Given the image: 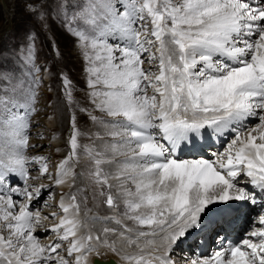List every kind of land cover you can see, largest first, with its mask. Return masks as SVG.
Listing matches in <instances>:
<instances>
[{"label": "snow or ice", "instance_id": "snow-or-ice-1", "mask_svg": "<svg viewBox=\"0 0 264 264\" xmlns=\"http://www.w3.org/2000/svg\"><path fill=\"white\" fill-rule=\"evenodd\" d=\"M24 7L36 36L55 19L75 38L84 107L57 76L91 126L72 111L63 157L30 154L47 69L34 41H0V264H264V0ZM226 135L214 159L179 155Z\"/></svg>", "mask_w": 264, "mask_h": 264}, {"label": "rangeland", "instance_id": "rangeland-1", "mask_svg": "<svg viewBox=\"0 0 264 264\" xmlns=\"http://www.w3.org/2000/svg\"><path fill=\"white\" fill-rule=\"evenodd\" d=\"M24 3L25 0L0 1V41L6 48L18 51L21 55L27 52L26 43L34 41L38 62L47 69V71L42 70L41 73L43 82L37 90L38 112L32 115V126L29 131L30 143L37 147L28 150L33 155L50 156L52 163H56L66 152L65 142L68 137L71 112H76L79 126L82 129L91 126L85 114L80 112L75 105L71 111L69 110L63 95L62 76L58 77L57 72L70 75L75 87L74 96L81 108L85 103L83 99L85 74L82 70V61L74 48L75 38L55 19L50 30L45 27L38 36L30 32L29 30L33 29L36 22L25 10ZM57 50L62 53V59L56 55ZM83 142L87 143V140ZM40 145L44 146L39 147ZM57 147L61 149L60 152L56 151ZM43 182L46 183L45 179ZM93 210L99 212L101 216L110 214V210L108 211L106 207L93 208ZM100 226L97 224V227ZM189 253L184 250V254L189 255Z\"/></svg>", "mask_w": 264, "mask_h": 264}, {"label": "bare ground", "instance_id": "bare-ground-1", "mask_svg": "<svg viewBox=\"0 0 264 264\" xmlns=\"http://www.w3.org/2000/svg\"><path fill=\"white\" fill-rule=\"evenodd\" d=\"M58 140V139H57ZM52 141H54V140H52ZM56 142V141H55ZM187 152V148H184L180 153H182L180 156L182 157V158H191L190 157V155L189 154H187V153H184V152ZM179 153V154H180ZM101 213H103V212H101Z\"/></svg>", "mask_w": 264, "mask_h": 264}]
</instances>
